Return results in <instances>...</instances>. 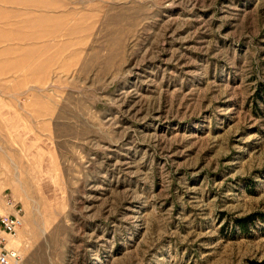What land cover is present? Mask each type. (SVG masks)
Returning <instances> with one entry per match:
<instances>
[{"label": "rangeland", "instance_id": "374dc122", "mask_svg": "<svg viewBox=\"0 0 264 264\" xmlns=\"http://www.w3.org/2000/svg\"><path fill=\"white\" fill-rule=\"evenodd\" d=\"M257 88L264 0H0L16 264H264Z\"/></svg>", "mask_w": 264, "mask_h": 264}, {"label": "built area", "instance_id": "2783aa9c", "mask_svg": "<svg viewBox=\"0 0 264 264\" xmlns=\"http://www.w3.org/2000/svg\"><path fill=\"white\" fill-rule=\"evenodd\" d=\"M8 203L10 200L7 201ZM20 209L13 215H0V264H16L19 261V255L16 250L7 248L6 235H11L17 229L20 223Z\"/></svg>", "mask_w": 264, "mask_h": 264}, {"label": "trees", "instance_id": "16d2710c", "mask_svg": "<svg viewBox=\"0 0 264 264\" xmlns=\"http://www.w3.org/2000/svg\"><path fill=\"white\" fill-rule=\"evenodd\" d=\"M260 91H262V89H260ZM256 95L258 94V97H260V99L264 102V93L261 92L259 93V88L256 89ZM249 216H245L244 218H240L235 220L236 223L238 224V227H240V229H245L246 228V222L248 220Z\"/></svg>", "mask_w": 264, "mask_h": 264}]
</instances>
